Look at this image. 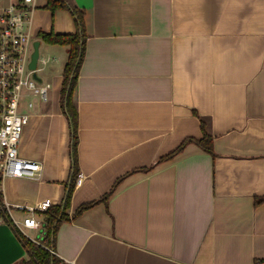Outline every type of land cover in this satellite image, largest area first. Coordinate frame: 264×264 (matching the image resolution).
<instances>
[{"label":"crops","instance_id":"crops-1","mask_svg":"<svg viewBox=\"0 0 264 264\" xmlns=\"http://www.w3.org/2000/svg\"><path fill=\"white\" fill-rule=\"evenodd\" d=\"M65 1L85 11L74 91L84 180L56 255L68 264H264V0ZM47 4L33 12L38 37L77 32L71 10ZM62 85L63 74L51 104L29 112L20 154L43 169L39 179L6 178L12 208L65 202L74 166ZM203 122L214 154L190 142L159 162L201 139ZM121 177L107 202L74 217Z\"/></svg>","mask_w":264,"mask_h":264},{"label":"built area","instance_id":"built-area-1","mask_svg":"<svg viewBox=\"0 0 264 264\" xmlns=\"http://www.w3.org/2000/svg\"><path fill=\"white\" fill-rule=\"evenodd\" d=\"M38 7V0H0V192L8 177L39 179L42 164L24 158L20 154V144L24 129L30 120V110L35 107L33 98L48 101L51 84L44 81L39 73L51 60L39 50L37 67L32 68L35 42L39 39L32 30V16ZM22 105L25 110H21ZM28 109V111H26ZM84 175L79 174L77 185H81ZM14 227L29 239L28 230H42L43 224L36 217L37 212H46L52 206L51 199L37 206L13 207L3 200ZM25 211L22 220L17 219L13 210ZM51 251L56 254L54 250ZM62 264L68 263L62 260Z\"/></svg>","mask_w":264,"mask_h":264},{"label":"trees","instance_id":"trees-1","mask_svg":"<svg viewBox=\"0 0 264 264\" xmlns=\"http://www.w3.org/2000/svg\"><path fill=\"white\" fill-rule=\"evenodd\" d=\"M47 9L51 11H56L58 9L68 8L72 11L78 30L74 34H58L55 32L50 33H41L40 37L47 43L52 45H61L68 47V59L63 71V85L61 89V102L62 107L66 116L70 122V128L72 133V157H73V166L74 171L71 178L70 187L67 190V195L65 202L62 206L51 207L45 213V219L42 222L43 224V236L38 239V242H35L25 236L22 232L17 230L12 222V219L8 213L5 204L3 203L4 197L3 193L0 192V220L2 223H5L11 227L17 238L22 243L23 247L26 250L28 255L27 259L23 260L21 264H62V259L54 254L52 250L55 251V241L57 229L60 225V222L63 219L68 218L66 210L70 205V200L74 190V185L77 181V175L79 173L78 168V155H77V145H78V112L74 104V91L77 85V80L79 76V71L81 64L84 59L85 53V42L87 39L86 29H85V11L77 6H72L65 0H48L46 5ZM202 129L204 135L201 139L188 138L184 140L181 145L176 148L170 154L160 158V161L172 159L178 153L182 152L186 145L190 142H196L200 145L205 151L210 154H214L213 150V139L207 133L205 123H202ZM145 168V170H149ZM123 177L119 178L114 186L109 192H107L103 197L98 200L86 203L81 205L76 212L74 217L80 215L86 209L92 207L96 203L108 200L109 196L113 193L114 189L119 185ZM68 264V263H64Z\"/></svg>","mask_w":264,"mask_h":264},{"label":"rangeland","instance_id":"rangeland-1","mask_svg":"<svg viewBox=\"0 0 264 264\" xmlns=\"http://www.w3.org/2000/svg\"><path fill=\"white\" fill-rule=\"evenodd\" d=\"M36 39H40L41 40V45H40V53L43 57L48 58L50 57V61L47 65H43L40 64V67H43L42 71L39 73L40 77H42L44 79V81L49 82L51 84V89L48 95V101L47 103L42 102L40 99L38 98H33L34 102H35V109L33 108L32 110H36L40 105H46V104H51L52 100H53V88L52 85H55V81L56 79H60V76L63 74L64 71V67L67 63V49L65 47H62L61 45H52L49 44L47 42H45L41 37H34ZM56 78V79H55ZM42 103V104H41ZM44 103V104H43ZM25 106L26 105H22L21 110H25ZM31 110V111H32ZM28 111V109L26 110ZM14 214L16 215V217L21 218L22 217V213H19L17 210H13ZM0 223H2V220H0ZM38 232V233H36ZM43 232V229L38 230V231H33V230H29V234L32 237H40L41 234ZM28 255L26 254L24 257L20 258L17 262H15L14 264H21L23 260L27 259Z\"/></svg>","mask_w":264,"mask_h":264},{"label":"water","instance_id":"water-1","mask_svg":"<svg viewBox=\"0 0 264 264\" xmlns=\"http://www.w3.org/2000/svg\"><path fill=\"white\" fill-rule=\"evenodd\" d=\"M40 45L41 40H37L31 64L32 68L37 67ZM25 255L26 250L11 227L5 223H0V264H14Z\"/></svg>","mask_w":264,"mask_h":264}]
</instances>
